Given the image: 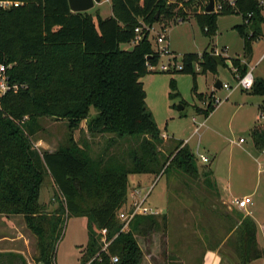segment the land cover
Wrapping results in <instances>:
<instances>
[{"label":"trees","instance_id":"16d2710c","mask_svg":"<svg viewBox=\"0 0 264 264\" xmlns=\"http://www.w3.org/2000/svg\"><path fill=\"white\" fill-rule=\"evenodd\" d=\"M4 1L18 4L0 5V63L6 66L10 86L0 95V214L23 217L37 237L36 264H56L54 246L69 216L86 218L81 264H141L136 234L158 230L160 222L155 214H136L127 229L121 228L117 212L127 201L129 176L170 169L198 174L195 156L183 140L167 154L160 148L164 138L140 80L149 65L158 64L160 55L144 25H166L192 16L211 38L220 15L240 14L242 20L234 28L242 38L245 61L229 59L242 76L253 43L261 36L264 6L257 0H234V6L223 1L218 11L205 12L208 0H110L111 15L97 13L94 20L87 11H71L67 0ZM130 43L129 49L120 46ZM212 50L208 43L200 54L183 53L182 69L176 70L192 75L191 89L198 98L202 94L196 92L194 66L203 74L228 67V57ZM170 88V98L179 95L174 79ZM248 92L264 96V79L254 77ZM210 98L211 94L204 108L195 107L205 117L214 109ZM44 117L67 123L63 142L54 150H40L33 143ZM76 130L81 131L78 137ZM250 135L256 147H264V121L254 124ZM96 136L105 138V144L92 153L90 143ZM202 174L209 176L211 171ZM46 176L58 199L52 213L39 201ZM161 221L165 224L164 215ZM235 230L236 264L264 256L249 216ZM20 262L31 264L23 257Z\"/></svg>","mask_w":264,"mask_h":264},{"label":"rangeland","instance_id":"374dc122","mask_svg":"<svg viewBox=\"0 0 264 264\" xmlns=\"http://www.w3.org/2000/svg\"><path fill=\"white\" fill-rule=\"evenodd\" d=\"M86 11L93 15L94 20L97 13L102 17L110 16V0L96 2ZM262 13L264 15V9ZM241 20L240 14L220 15L216 33L211 38L202 33L192 16L181 22L170 21L166 25L155 23L152 25L153 30L149 31L153 48L158 49L156 35L165 29L163 32L166 43L174 52L178 64L183 53L200 54L209 43L213 51L217 50L220 55L228 57V67L218 68L217 73L203 74L197 65L194 66L196 92H202L200 98L191 89V74L161 71L158 64L149 68V72L140 78L146 93L147 107L152 112L161 135H164L165 140L160 145L162 152L167 154L179 140H183L194 154L198 167V174L195 176L177 169H170L165 173L161 170L156 175L129 176L131 179L129 178L127 201L122 210H126L132 201L130 193L141 189L142 195L147 193L144 204L154 211L160 222L158 230L136 234L143 252L141 264H202L204 251L222 239V228L227 225L221 217L222 203L213 186L214 179L228 185L231 193L250 192L254 186V173L261 162L259 152L264 147H256L250 128L264 121V109H261L264 108V96L235 87L238 73L229 58L236 57L244 63L242 38L234 28ZM120 46L125 48L128 45ZM263 50L264 37H259L253 43V55L247 64V70L254 67L253 75L264 74V59L256 62ZM165 59L166 56H160V61ZM171 79L175 80L176 91L179 92L178 96L172 98L168 96ZM217 79L230 87H221L214 94L211 93V101L214 97L221 101L205 117L195 107L206 106L210 94L204 92L209 93ZM181 100L184 104H181ZM179 105L182 106L181 109L178 108ZM90 113H95L93 107L90 108ZM40 123L41 130L33 139L35 147L54 150L63 142L67 133L66 121L44 117ZM85 125V121H82L81 129H85ZM73 134L78 137L81 131L76 130ZM90 144L92 153H95L103 147L105 138L96 136L91 139ZM201 155L208 160L202 161ZM206 170L211 171L209 176L202 174ZM135 176L140 178L134 179ZM54 192L52 179L46 176L39 201L49 213L58 205ZM254 199L258 205H261L260 201H264L259 193ZM162 215L165 217V224L161 221ZM86 223L85 217H66L62 233L54 246L56 264H81V251L87 241ZM226 249V246L220 249L222 253L226 251L222 254V264H236L237 255ZM0 252V264H21V257L28 263L36 264L37 237L25 226L21 215L0 214ZM227 256L230 257L229 262Z\"/></svg>","mask_w":264,"mask_h":264},{"label":"crops","instance_id":"0c3cea01","mask_svg":"<svg viewBox=\"0 0 264 264\" xmlns=\"http://www.w3.org/2000/svg\"><path fill=\"white\" fill-rule=\"evenodd\" d=\"M260 28H261V36L260 37H264V24H261ZM242 43H243V41H242ZM127 45L128 46L125 48H131L132 47L131 43L127 44ZM263 53H264V50L261 52V54L258 57V59L256 60V62H261L264 59ZM252 55H253V52H252L250 58H252ZM243 60L245 61L244 57H243ZM247 64H248V62H247ZM249 69H252V73H253L254 67L252 66V67L248 68V70ZM254 76L255 77H261L264 79V74L262 76V75L256 73V74H254ZM216 81L217 80H215L213 82V87L209 91V93L208 92H204V93H207V94L213 93L214 94L216 89L221 88V86L215 87ZM259 156L261 157L260 152H259ZM254 174H255V180H254V186H253L252 190L250 192H243V193H231L228 185L226 186V185L220 183V181H217V180L215 181V179H214V181H215L214 185H215V188L217 190L218 197L222 203V205L220 206V208L222 209L221 217L225 221V223H227V225H225V227L222 228V231H224L222 233L223 234L222 239H219L216 242V244L213 245V247L208 248L207 250L204 251L202 264H222L224 262L222 254L224 252H226V251H223V253H222V251L220 250L223 246L227 247L226 250L228 252H231V251L234 252L233 246L235 245V242L237 240V235H236L235 229H236L237 225L239 224V222L241 221V219L245 216H249L254 221L255 226H256L255 237H256L257 245L259 246V248L264 250V201H260L261 205H258L257 201H254L255 200L254 198L256 196H258V193L262 196V198H264V174L259 172V167L256 168V172ZM140 176H142V175H140ZM140 176H135L133 178L138 179V178H140ZM243 196H250L252 199V203L249 204L247 209H245V210L238 208L236 206V204L233 203L234 199L242 198ZM254 205H256V207H254ZM228 241H229V243H228ZM227 260H228V262L230 261L229 256H227ZM253 263L264 264V256L262 258H257V259L252 260L249 264H253Z\"/></svg>","mask_w":264,"mask_h":264},{"label":"built area","instance_id":"2783aa9c","mask_svg":"<svg viewBox=\"0 0 264 264\" xmlns=\"http://www.w3.org/2000/svg\"><path fill=\"white\" fill-rule=\"evenodd\" d=\"M226 1L229 5L234 6L235 5V1L234 0H222L221 2L218 1H214V5H213V11H218L219 9L222 8V2ZM259 5L264 6V0H257ZM17 2H12V1H0V5L1 6H9V5H17ZM212 11V12H213ZM144 27L148 30V31H152L153 27L152 26H148V25H144ZM165 29H163L164 31ZM140 31V27L135 28V32L136 34H138ZM163 31H160L155 38V42L157 45L156 49L159 52V55L162 56H166L165 61H160L158 62L159 64V70L161 71H176V70H180L182 69V64L181 62L178 64L176 63V61L173 59V57L175 56L173 54V52L168 48V45L166 43V35L164 34ZM136 39H139V37H136ZM160 44H165V45H160ZM212 54L215 55H220L219 52L217 50H212L211 52ZM224 55H226L224 53ZM264 55V53H263ZM157 64V65H158ZM153 65H149V68H153ZM5 70H6V66L0 63V95H2L7 89L10 88V86L7 84V76L5 74ZM253 79H254V75L252 73V69L247 70L242 76L237 75V82L235 87H239L241 89L244 90H249L252 86L253 83ZM16 85H13L11 88H13L14 90L16 89ZM221 87L228 89L230 86L225 83L222 82ZM213 95H211L212 97ZM221 99L218 97H214L212 100V105L215 107L218 103H220ZM262 113H260L259 117L261 118ZM164 137V135H163ZM240 141H242V139H240ZM201 160L202 161H207V157L206 156H202L201 155ZM259 172L264 174V149L261 152V162H259ZM131 196V203L128 206V208L126 210H122V208L117 212V218L119 219V221L122 223V229H127L129 226V222L132 219V217L136 214H154V211L146 206L144 204L145 198L147 196V193H145L144 195L141 194V189H135L130 193ZM233 203L236 204V206L240 209H247L248 205L252 203V199L250 196H243L242 198H238V199H234ZM117 258L113 257L112 261H116Z\"/></svg>","mask_w":264,"mask_h":264},{"label":"water","instance_id":"95a60500","mask_svg":"<svg viewBox=\"0 0 264 264\" xmlns=\"http://www.w3.org/2000/svg\"><path fill=\"white\" fill-rule=\"evenodd\" d=\"M71 11H86L87 9L91 8L94 3L100 2L101 0H67ZM214 0H208L205 6V12H212L213 11ZM196 10V8H194ZM222 82L217 79L215 87H220ZM178 108H182L181 105Z\"/></svg>","mask_w":264,"mask_h":264}]
</instances>
